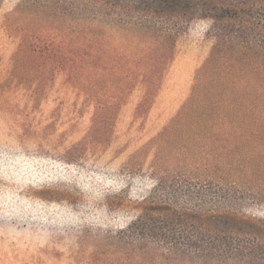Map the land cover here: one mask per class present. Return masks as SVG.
<instances>
[{
  "label": "rangeland",
  "instance_id": "obj_1",
  "mask_svg": "<svg viewBox=\"0 0 264 264\" xmlns=\"http://www.w3.org/2000/svg\"><path fill=\"white\" fill-rule=\"evenodd\" d=\"M45 1L0 2V264H165L169 250L158 240L119 237L141 217L160 175L199 182L180 197L201 218L202 228L186 233L197 244L213 209L264 219V74L239 86L221 78L207 62L216 42L210 17L194 13L150 90L144 75L156 48L127 36L96 0H50L43 13ZM12 22L69 32L76 52L91 26L98 37L90 53L101 61L60 70L37 93L36 84L11 78L21 43ZM134 65V81L125 79ZM235 71L252 75L250 67Z\"/></svg>",
  "mask_w": 264,
  "mask_h": 264
},
{
  "label": "trees",
  "instance_id": "obj_2",
  "mask_svg": "<svg viewBox=\"0 0 264 264\" xmlns=\"http://www.w3.org/2000/svg\"><path fill=\"white\" fill-rule=\"evenodd\" d=\"M39 1L22 0L28 8ZM49 3L50 0L43 3V13ZM97 3L105 5L102 15L113 17L124 25L122 28L127 36L145 44L149 50L156 48L157 53L148 58L151 65L144 75L150 90L156 89L166 62L173 56L176 35L194 18L196 11L213 21L212 33L216 42L207 62L211 67L216 65L215 70L221 72V78L232 86H239L252 81L256 74H264V0H96V6ZM12 23L20 33L21 43L14 56L11 78L30 82L29 86L36 84L34 90L37 93L45 89L60 70H91L101 61L94 59L93 51L90 53L94 47L92 42L98 37L91 26L80 34L81 40L77 43L80 52H76L70 50L76 47L68 41L69 32L56 28L39 32ZM56 32L62 35L60 39ZM45 36L52 39L47 44L43 42ZM21 59L28 61L25 66L18 65ZM249 67L252 75H249L250 71L244 76L236 74L235 70L246 73ZM134 69H139L138 65L127 69L132 72H128L125 79L134 81ZM205 74L215 81L208 70ZM198 86L197 92L201 90L200 83ZM261 86L264 90V83L261 82ZM215 89L220 92L219 85ZM194 90L196 92V84ZM106 104L99 102V107L104 108ZM118 104L114 102L111 106L115 108ZM193 186H199V182L187 184L184 180H171L160 175L155 190L157 195L151 196L128 233L119 237L130 244H152L154 239L158 240L156 244L169 250L168 255L162 256L165 264H183L186 257L191 264H264V219L213 209L207 215L203 243L197 244L196 237L186 235L191 227L201 225V218L189 214L187 204H180L182 194L192 193ZM200 228L194 231L198 233ZM170 231L175 234L168 235Z\"/></svg>",
  "mask_w": 264,
  "mask_h": 264
}]
</instances>
